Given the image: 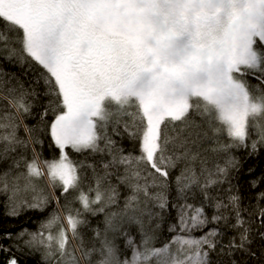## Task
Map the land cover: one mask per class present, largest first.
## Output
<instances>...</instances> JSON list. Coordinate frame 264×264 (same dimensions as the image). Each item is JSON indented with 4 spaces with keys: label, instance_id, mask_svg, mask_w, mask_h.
I'll return each mask as SVG.
<instances>
[{
    "label": "snow or ice",
    "instance_id": "1",
    "mask_svg": "<svg viewBox=\"0 0 264 264\" xmlns=\"http://www.w3.org/2000/svg\"><path fill=\"white\" fill-rule=\"evenodd\" d=\"M0 61L31 76L26 87L0 68V93H7L0 95L7 102L0 105V169L11 160L0 170L6 214L57 205L37 231L5 234L22 241L17 251H42V264L255 257L252 217L264 229V208L257 204L245 218L232 173L241 167L234 149L255 155L264 148V0H0ZM41 98L37 124L24 123ZM45 136L58 157L41 159L36 146ZM181 163L171 201V172ZM172 210V235L155 246ZM229 213L239 238L225 244L221 228L209 225L227 223ZM87 214L104 215L91 237Z\"/></svg>",
    "mask_w": 264,
    "mask_h": 264
},
{
    "label": "trees",
    "instance_id": "2",
    "mask_svg": "<svg viewBox=\"0 0 264 264\" xmlns=\"http://www.w3.org/2000/svg\"><path fill=\"white\" fill-rule=\"evenodd\" d=\"M14 61L12 63L7 61H0V68L7 71L10 74L16 75L27 87L31 76H23L21 75L22 70L20 68L13 66ZM250 82L252 84H255V80H251ZM6 89L3 93H0V95H6ZM36 104V107L33 110V116L32 117H25L24 123L33 126L37 124L38 117L35 115L40 110V105L43 103V99L37 100L34 102ZM0 105H3L4 107H7L6 101H0ZM19 135L21 137L24 136L23 131L21 130ZM45 143L43 147L37 145V151L41 153V159H52L54 157L59 156V150L55 149L53 147H50V140L48 137H43ZM119 140V138L117 137ZM220 139L223 142H227L228 138L225 135H221ZM123 146L126 150L132 149V144L127 139H125L123 142ZM21 152H23L22 149H18L17 153H13V156L19 155ZM70 156L73 159H82L83 157L77 156L76 154L69 151ZM233 154L237 156L241 161V167L239 168V171H234L232 173V184L236 186L234 188V191L238 189V194L241 197V209L246 210L243 211V215L245 218L248 217L249 213L254 212L257 209V204H259L260 208H264V200H257V195L260 192H264V148H262L257 154L255 155H249L247 150L240 149V150H233ZM24 155L27 156L28 159H31V150H28ZM11 164V160L7 162L3 166V169H6ZM184 165L181 163L177 166L176 169H174L171 172V179L173 183L170 186L169 189V199L171 201H176V188L174 184V178L175 176L180 174V170ZM0 169V170H3ZM251 169V171H249ZM17 171H24L23 167L19 170H13V174H15ZM252 181H257V184L255 187L252 186ZM43 183V182H42ZM113 183H116L115 180H113ZM226 187V185H225ZM121 192V206L123 197L127 195V189L123 186L120 187ZM56 195L59 196L60 192L59 189L56 190ZM226 199L227 193H221ZM4 197H0V264H6V261L12 257L15 256V258L18 261V264H42V251H34L30 250L27 247H22L21 251H17L16 247H14L15 244L19 243L22 246V241H16V240H10L5 238L6 233H12L13 236L16 235L20 230L27 229L28 231H37L39 228V225L42 221H45L51 213L54 211H57V205L55 202L49 203L47 208L43 211H35V210H26L22 211L19 216L11 217L8 216L7 209L3 204ZM193 202V201H190ZM198 203L199 201H195ZM64 204V198H61V208H60V214L64 215L65 211L63 209ZM73 208H79L80 205L78 203L72 204ZM115 210V209H112ZM214 209L212 207H207L206 212L209 216H211L214 213ZM175 210H172L171 213L166 217V220L162 223L161 228L159 232L157 233V240L155 246H161L163 242L168 240L170 236L172 235L167 231V227L169 223L175 222ZM87 220L89 221L88 226L84 229V233L87 237H91L93 235L92 229L99 227L101 230L104 228V215L99 214L96 216H92L90 214H87L86 216ZM235 223V217L233 214L229 213V219L227 223H221L220 225H209V227H220L223 231L224 235L222 237L223 243L227 244L228 241L232 237L239 238V230L234 229L232 227V224ZM55 231V230H54ZM264 231V229L260 228L259 221L256 220L255 216L252 217V231L250 238L252 239L251 244V251L255 252V257L250 256L248 254L243 253H237L235 256V259L237 260L238 264H264V239H261L259 236V232ZM131 234L136 238L137 242L140 240V236L137 235L135 229L132 230ZM199 235V233H197ZM27 239V237H25ZM118 244L120 245L122 255H130V250H126L124 247L123 240H119ZM4 249H8V251H4Z\"/></svg>",
    "mask_w": 264,
    "mask_h": 264
}]
</instances>
